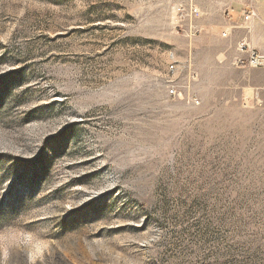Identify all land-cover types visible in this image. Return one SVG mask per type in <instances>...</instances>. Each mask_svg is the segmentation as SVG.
Segmentation results:
<instances>
[{
    "label": "rangeland",
    "instance_id": "1",
    "mask_svg": "<svg viewBox=\"0 0 264 264\" xmlns=\"http://www.w3.org/2000/svg\"><path fill=\"white\" fill-rule=\"evenodd\" d=\"M215 1L0 0V264H264V67Z\"/></svg>",
    "mask_w": 264,
    "mask_h": 264
},
{
    "label": "crops",
    "instance_id": "2",
    "mask_svg": "<svg viewBox=\"0 0 264 264\" xmlns=\"http://www.w3.org/2000/svg\"><path fill=\"white\" fill-rule=\"evenodd\" d=\"M215 4L216 9L221 7L226 13H231L233 35L240 40L246 39L253 48L264 53V0H216ZM249 7H253L257 14L252 19L245 20L244 11ZM204 9L208 10L207 7Z\"/></svg>",
    "mask_w": 264,
    "mask_h": 264
},
{
    "label": "built area",
    "instance_id": "3",
    "mask_svg": "<svg viewBox=\"0 0 264 264\" xmlns=\"http://www.w3.org/2000/svg\"><path fill=\"white\" fill-rule=\"evenodd\" d=\"M179 10H183L179 8ZM193 14H199V9L197 7L192 8ZM256 11L253 7L249 11L245 12L244 19L250 20L256 16ZM240 51L246 53V57H241L238 59L239 65H250L253 67H264V53L254 50L249 43L242 42L240 44ZM174 68V67H173ZM175 88H171L170 93H175Z\"/></svg>",
    "mask_w": 264,
    "mask_h": 264
}]
</instances>
